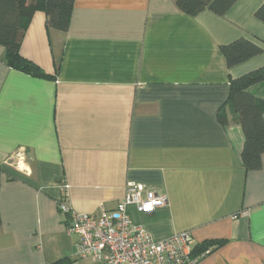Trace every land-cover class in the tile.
Listing matches in <instances>:
<instances>
[{
  "label": "crops",
  "instance_id": "crops-1",
  "mask_svg": "<svg viewBox=\"0 0 264 264\" xmlns=\"http://www.w3.org/2000/svg\"><path fill=\"white\" fill-rule=\"evenodd\" d=\"M262 1L191 18L175 0H74L65 32L37 3L20 53L46 78L8 68L0 46V264H96L77 258L57 201L67 185L75 212L99 216L128 182L167 198L127 207L152 240H223L196 264H264V154L243 168L227 105L230 80L264 66ZM240 38L262 52L228 68L220 47ZM248 92L264 101V83Z\"/></svg>",
  "mask_w": 264,
  "mask_h": 264
},
{
  "label": "trees",
  "instance_id": "trees-1",
  "mask_svg": "<svg viewBox=\"0 0 264 264\" xmlns=\"http://www.w3.org/2000/svg\"><path fill=\"white\" fill-rule=\"evenodd\" d=\"M43 2L47 30L65 32L70 23L74 0H0V46L4 48V64L15 71L35 78H46L39 67L20 53L22 32L25 24L36 11L37 3ZM237 0H175V5L184 14L195 18L203 11L224 16ZM254 17L264 23V0L254 13ZM228 68L246 62L261 54L262 49L247 39H237L220 47ZM264 83V66L230 80L227 105L232 120L241 127L244 143L241 163L246 171H256L261 167L264 154V101L248 92L254 85ZM222 123L226 119L220 117ZM0 162V175H1ZM223 240L204 241L191 251L192 258H199L206 252L222 246ZM54 264H65L58 261Z\"/></svg>",
  "mask_w": 264,
  "mask_h": 264
},
{
  "label": "built area",
  "instance_id": "built-area-1",
  "mask_svg": "<svg viewBox=\"0 0 264 264\" xmlns=\"http://www.w3.org/2000/svg\"><path fill=\"white\" fill-rule=\"evenodd\" d=\"M68 186H63L57 201L60 215L67 219L68 235L77 238L76 256L96 264H196L190 256L189 233L154 241L134 224L127 207L137 213H151L167 206L166 196L157 194L138 183L128 182L123 200L117 208L102 215L75 212L68 203Z\"/></svg>",
  "mask_w": 264,
  "mask_h": 264
}]
</instances>
